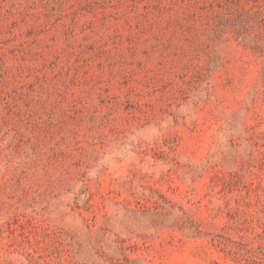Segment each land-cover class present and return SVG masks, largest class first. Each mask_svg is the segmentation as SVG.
<instances>
[{
  "label": "rangeland",
  "instance_id": "374dc122",
  "mask_svg": "<svg viewBox=\"0 0 264 264\" xmlns=\"http://www.w3.org/2000/svg\"><path fill=\"white\" fill-rule=\"evenodd\" d=\"M0 264H264V0H0Z\"/></svg>",
  "mask_w": 264,
  "mask_h": 264
}]
</instances>
